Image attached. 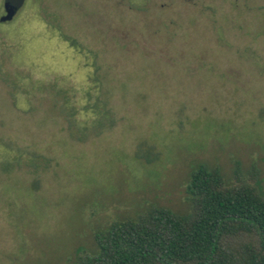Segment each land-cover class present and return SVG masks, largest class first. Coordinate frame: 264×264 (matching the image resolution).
I'll list each match as a JSON object with an SVG mask.
<instances>
[{
	"label": "rangeland",
	"instance_id": "rangeland-1",
	"mask_svg": "<svg viewBox=\"0 0 264 264\" xmlns=\"http://www.w3.org/2000/svg\"><path fill=\"white\" fill-rule=\"evenodd\" d=\"M200 163L264 195V0H24L0 20V264L188 214Z\"/></svg>",
	"mask_w": 264,
	"mask_h": 264
},
{
	"label": "trees",
	"instance_id": "trees-1",
	"mask_svg": "<svg viewBox=\"0 0 264 264\" xmlns=\"http://www.w3.org/2000/svg\"><path fill=\"white\" fill-rule=\"evenodd\" d=\"M186 195L188 214L154 206L115 221L94 234L95 255L77 252L69 264H264V195L255 186L228 185L219 168L200 163Z\"/></svg>",
	"mask_w": 264,
	"mask_h": 264
},
{
	"label": "water",
	"instance_id": "water-1",
	"mask_svg": "<svg viewBox=\"0 0 264 264\" xmlns=\"http://www.w3.org/2000/svg\"><path fill=\"white\" fill-rule=\"evenodd\" d=\"M23 2L24 0H22V3ZM20 6L15 5L11 0H5V3H4L5 15L0 19L1 22L11 21L14 18L17 11L19 10Z\"/></svg>",
	"mask_w": 264,
	"mask_h": 264
},
{
	"label": "flooded vegetation",
	"instance_id": "flooded-vegetation-1",
	"mask_svg": "<svg viewBox=\"0 0 264 264\" xmlns=\"http://www.w3.org/2000/svg\"><path fill=\"white\" fill-rule=\"evenodd\" d=\"M12 1V0H11Z\"/></svg>",
	"mask_w": 264,
	"mask_h": 264
}]
</instances>
